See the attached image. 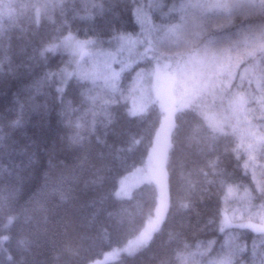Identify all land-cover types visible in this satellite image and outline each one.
Wrapping results in <instances>:
<instances>
[{"label": "trees", "instance_id": "obj_1", "mask_svg": "<svg viewBox=\"0 0 264 264\" xmlns=\"http://www.w3.org/2000/svg\"><path fill=\"white\" fill-rule=\"evenodd\" d=\"M142 32L151 49L115 84L74 75L57 89L67 55L48 43ZM153 57L189 95L167 211L145 246L105 264H264L263 232L220 229L223 209L264 219V0H0V264H89L143 228L156 186L115 190L161 121L156 103L128 112L130 79Z\"/></svg>", "mask_w": 264, "mask_h": 264}, {"label": "rangeland", "instance_id": "obj_2", "mask_svg": "<svg viewBox=\"0 0 264 264\" xmlns=\"http://www.w3.org/2000/svg\"><path fill=\"white\" fill-rule=\"evenodd\" d=\"M38 16V14H37ZM151 49L144 32L119 35L111 39H79L67 33L59 40L48 43L44 50L63 52L67 61L62 65L56 87L62 90L71 76H100L102 80L115 84L123 69L144 60ZM83 52L85 56L80 59ZM133 74L129 84L128 112L140 114L151 103H156L162 112L161 121L153 139L152 146L143 164L120 177L115 196L125 198L132 190L144 182H151L157 189V204L153 214L148 217L143 228L125 244L114 247L89 264H105L116 260L122 254H132L145 246L165 217L168 206V187L166 159L170 147V133L173 128L174 113L187 104L189 95L183 97L175 89L176 73L168 61L153 57L148 67L140 66ZM184 102V103H183ZM252 217L233 220L224 209L221 212L220 229L243 227L264 233V219L251 221Z\"/></svg>", "mask_w": 264, "mask_h": 264}, {"label": "water", "instance_id": "obj_3", "mask_svg": "<svg viewBox=\"0 0 264 264\" xmlns=\"http://www.w3.org/2000/svg\"><path fill=\"white\" fill-rule=\"evenodd\" d=\"M86 52H83L80 56V59L83 58L85 56Z\"/></svg>", "mask_w": 264, "mask_h": 264}]
</instances>
